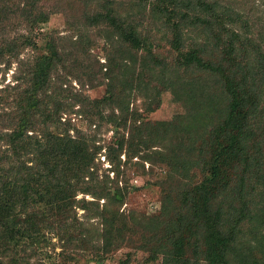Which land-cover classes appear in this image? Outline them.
I'll return each instance as SVG.
<instances>
[{"label": "trees", "instance_id": "trees-1", "mask_svg": "<svg viewBox=\"0 0 264 264\" xmlns=\"http://www.w3.org/2000/svg\"><path fill=\"white\" fill-rule=\"evenodd\" d=\"M40 1L0 0V65L38 48L33 34L48 22ZM73 1L103 40L105 63L94 62L107 89L91 99L63 76L53 82L66 69L53 40L47 54L20 61L15 85L0 89V264H29L47 250L48 234L62 255L98 262L139 242L149 253L142 264H264V32L217 0ZM20 22L26 34L7 36L6 26ZM163 43L171 63L160 58ZM163 91L184 114L151 121L130 107L141 93L158 104ZM73 114L89 129L109 125L114 182L99 180L102 147L63 120ZM122 155L124 165L137 158L141 168H166L158 216L120 212L137 190L119 186Z\"/></svg>", "mask_w": 264, "mask_h": 264}, {"label": "rangeland", "instance_id": "rangeland-1", "mask_svg": "<svg viewBox=\"0 0 264 264\" xmlns=\"http://www.w3.org/2000/svg\"><path fill=\"white\" fill-rule=\"evenodd\" d=\"M217 1L221 2L223 6L231 7L243 16L246 21L248 20V24L253 26L254 32H264V0ZM14 6L18 5L14 4ZM38 7L48 15V22L42 28H37L33 34L38 48H36V51L31 48L26 49L19 56V60H13L8 68L4 63L0 65V89H3L7 85H15L17 83L15 80L20 73L19 70L24 68L19 64L20 61L28 59L38 53L47 54V44L50 40H53L56 41L57 46L60 48V54L65 55V70L70 75L65 77V70L58 68L52 81L54 82L58 76H63L65 79L64 83L67 86L70 85V88L74 89V91H79L91 99L102 98L107 89V80L103 78L105 69L101 73H97L99 69L94 61L97 59L100 63H105L102 49L103 40L97 35L96 30L90 27V20L85 16L86 13L84 14L85 9L83 3L73 0H41ZM25 28V24H21V22L14 29L7 25L6 35L10 37L12 35L26 34L27 29ZM77 32L84 36L82 44L77 41ZM163 45L164 47L160 51V58L165 60L166 63H171L173 54L169 53L168 46L165 43ZM84 47L87 48L88 54L86 55L83 52ZM90 59L93 61V65L91 69H86L84 72L81 66L86 64ZM6 69L8 70L6 71ZM93 74L96 76H93L94 80L90 84V76ZM144 80L146 81L147 78H144ZM141 94L136 100H132L130 107L136 109L139 114H142L143 117L151 121H169L175 116L185 113L183 104L175 101V96L171 92L163 91L159 98H156L159 101L158 104L153 103L154 101H152L149 93ZM148 105L152 106L150 112L147 108ZM66 118H72V121L76 123L77 127L83 131H87V134L96 135V145L102 147V149L97 154L94 169L98 171L99 180L108 179V182H114L116 176L111 171V165L105 158L106 147L113 143V133L109 129V125H102L99 129H94L93 127L89 129L81 117L76 114L70 116L63 115V120ZM120 158L122 163L118 177L120 181L119 186H126L129 189L132 186L137 187V190H133L128 195L120 212L127 217L130 214L149 217L158 216L164 194L163 187H160V185L164 181L166 168L159 166L150 167L149 164H145L144 168H141L137 158L133 159V162L124 165L125 156L122 155ZM82 196L78 195L77 199H80ZM85 199L93 200L91 196H85ZM99 203L102 205L103 201L100 200ZM76 212L78 217L82 218L83 211L77 209ZM47 238V250L38 251L39 257L29 260V264H142L149 257L148 252L136 248L139 242H134L113 248L110 252L102 256V262H98L90 254L66 251L62 255L56 239L50 234L47 235ZM53 247L56 249L53 250ZM161 261L162 259L159 257L158 260L145 264H161Z\"/></svg>", "mask_w": 264, "mask_h": 264}]
</instances>
